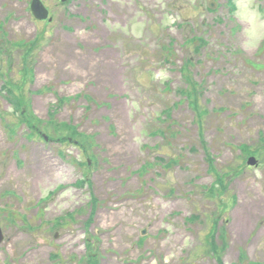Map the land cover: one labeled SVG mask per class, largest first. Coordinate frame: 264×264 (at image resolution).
I'll return each mask as SVG.
<instances>
[{"label": "rangeland", "instance_id": "374dc122", "mask_svg": "<svg viewBox=\"0 0 264 264\" xmlns=\"http://www.w3.org/2000/svg\"><path fill=\"white\" fill-rule=\"evenodd\" d=\"M42 1L0 0V264H264V0Z\"/></svg>", "mask_w": 264, "mask_h": 264}, {"label": "bare ground", "instance_id": "6f19581e", "mask_svg": "<svg viewBox=\"0 0 264 264\" xmlns=\"http://www.w3.org/2000/svg\"><path fill=\"white\" fill-rule=\"evenodd\" d=\"M37 165H38L37 169L33 171V174H34L33 175V177H34L33 181L36 178H38V177L39 178L40 177H43L45 173H48L51 170V166H48V167H45L44 168V165L42 164V159H39L37 161ZM40 174H42V175H40ZM32 191H33V189H32ZM263 202H264L263 199L257 197L251 204H249L246 207V209L244 210L245 213L243 215V219L241 221L242 222V225L235 232L237 238H240V237H242L244 235V233L247 230L246 229L247 228V225L249 224V218L252 215H254V213H256V212L259 211L258 209L261 207V205L263 204ZM103 217H104V219L111 220V217H106V216H103ZM41 251H42V249L34 251L32 258L33 257H36V256H40L43 253Z\"/></svg>", "mask_w": 264, "mask_h": 264}, {"label": "water", "instance_id": "95a60500", "mask_svg": "<svg viewBox=\"0 0 264 264\" xmlns=\"http://www.w3.org/2000/svg\"><path fill=\"white\" fill-rule=\"evenodd\" d=\"M66 1V0H64ZM32 11H34V14L36 16V18L39 19H46L48 17V10H46L43 6V4L40 2V0H35V3H33L32 5ZM250 165H254L256 164V160L252 158V160H250L249 162ZM3 240V235L2 232H0V244Z\"/></svg>", "mask_w": 264, "mask_h": 264}, {"label": "trees", "instance_id": "16d2710c", "mask_svg": "<svg viewBox=\"0 0 264 264\" xmlns=\"http://www.w3.org/2000/svg\"><path fill=\"white\" fill-rule=\"evenodd\" d=\"M199 46H201V44L199 45ZM198 46V47H199ZM202 47V46H201ZM188 99H190L189 97H188ZM63 137H66V135H64ZM62 141H65V138L64 139H62ZM68 141V140H67Z\"/></svg>", "mask_w": 264, "mask_h": 264}]
</instances>
